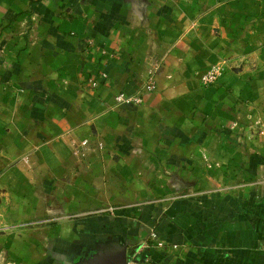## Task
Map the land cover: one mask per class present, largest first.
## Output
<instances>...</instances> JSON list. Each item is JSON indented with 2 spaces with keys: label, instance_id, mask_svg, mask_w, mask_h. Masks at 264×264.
<instances>
[{
  "label": "crops",
  "instance_id": "1",
  "mask_svg": "<svg viewBox=\"0 0 264 264\" xmlns=\"http://www.w3.org/2000/svg\"><path fill=\"white\" fill-rule=\"evenodd\" d=\"M0 51V264H264V0H0Z\"/></svg>",
  "mask_w": 264,
  "mask_h": 264
},
{
  "label": "built area",
  "instance_id": "2",
  "mask_svg": "<svg viewBox=\"0 0 264 264\" xmlns=\"http://www.w3.org/2000/svg\"><path fill=\"white\" fill-rule=\"evenodd\" d=\"M31 23L26 26L28 30H32V27L35 23V17L31 16ZM2 59V52L0 51V61ZM229 69V65L225 61H219L217 63L212 64L211 66L204 71L200 76V82L203 85H211L214 84L225 72ZM91 83H94L92 79H89ZM154 88V80L151 75L148 76V80L146 81V89H153ZM141 97L128 95L124 92H120L115 96V102L118 104H129V103H140ZM72 146L74 148L73 152L76 155H80L84 157L86 155V150L88 148V139L84 138L81 139L76 143L74 139L71 140ZM116 207L108 206L104 209V211L113 213ZM152 238H155V234L151 235ZM125 264H137L135 261V256L129 258Z\"/></svg>",
  "mask_w": 264,
  "mask_h": 264
}]
</instances>
